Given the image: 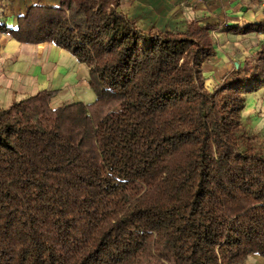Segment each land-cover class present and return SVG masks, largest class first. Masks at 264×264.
Masks as SVG:
<instances>
[{"label": "trees", "instance_id": "trees-1", "mask_svg": "<svg viewBox=\"0 0 264 264\" xmlns=\"http://www.w3.org/2000/svg\"><path fill=\"white\" fill-rule=\"evenodd\" d=\"M57 2L0 31L71 52L95 100L52 107L42 89L0 106V264L264 257V147L242 116L264 86V42L210 90L203 65L229 24L145 27L124 0Z\"/></svg>", "mask_w": 264, "mask_h": 264}, {"label": "crops", "instance_id": "crops-1", "mask_svg": "<svg viewBox=\"0 0 264 264\" xmlns=\"http://www.w3.org/2000/svg\"><path fill=\"white\" fill-rule=\"evenodd\" d=\"M57 3V0H0V23H6L10 28H15L18 26L19 17L25 15L28 7L32 5H56ZM133 11L132 8L129 14L131 16H136V14L133 15ZM197 16H206L212 22L221 21L230 25L229 28L216 31V33H218V40L220 42L224 40L223 44H225L226 41L233 40L239 36L246 37V40H251L253 43L248 48H242V44L236 42L239 44L237 47H241V49L245 50L248 54L256 51L260 44L264 42V32L262 31L254 30L237 32L230 29L234 26L244 28V26H247L250 23L264 21V0H147V27L154 25L160 28H184L188 21ZM0 39L5 41L1 49L6 50L7 53L8 50L18 53L17 49L22 47L29 49L37 48L39 49V53H42L46 47L52 49L56 48L61 51L62 54L65 53L66 55L72 56L76 63L84 66V68L87 69L88 67L85 63L79 62L71 52L53 42L46 41L37 44L19 42L13 39L10 33H4L1 31ZM243 41L244 40H242V42ZM217 46L219 47V45ZM218 47L216 48L217 51H219ZM217 63L218 61L214 60V64L216 65ZM225 67L227 66L225 65ZM0 73H3V68H0ZM84 77L86 79V71H84ZM3 78L7 81L6 76H3ZM2 82H4V80H0V106L4 108H7L12 104L14 100V92L18 91L20 93L27 92L29 94H35L42 89H47L43 87L37 90L31 88L25 90H15L16 88H13L14 90H11L6 86L8 84H1ZM92 94L93 95L90 96L89 100L82 101L85 103L93 102L95 100V94L93 91ZM56 97L57 96H54L51 99V106H62V104L59 103L60 100H57ZM246 104H248V112L246 116L254 117L252 127L254 128L255 126V130L258 132L261 130L264 131V86L255 91L247 92ZM243 117L246 118L245 116ZM260 262L264 264V257L259 254H252L249 257L247 264H260Z\"/></svg>", "mask_w": 264, "mask_h": 264}, {"label": "rangeland", "instance_id": "rangeland-1", "mask_svg": "<svg viewBox=\"0 0 264 264\" xmlns=\"http://www.w3.org/2000/svg\"><path fill=\"white\" fill-rule=\"evenodd\" d=\"M123 6L127 12H130L133 8V15L136 14L139 21H141L140 23L147 27V0H124ZM217 35L218 33L215 31L214 40L215 45H219V47L217 46L219 51H217L210 61L203 65L202 84L210 90L223 82L225 76L229 73L228 70H232L234 65H239V62L245 63L246 57L251 54L246 53L241 47H237L239 44L236 42L242 44V48H248L253 43L249 39L246 40V37L239 36L223 44L224 40L220 42ZM242 40L244 41L242 42ZM4 43L5 41L0 39V68H3V73H0V80H4L1 84H8L6 86L9 89L25 90L31 88L37 90L44 87L54 90L56 91V99L60 100L59 103L62 105L78 100H89L90 96L93 95L89 85L88 67L86 69L84 66L76 63L72 56L65 53L62 54L58 49L50 47H46L42 53H39V49L37 48L29 49L22 47L17 49L18 53L8 50V54L6 50L1 49ZM214 60L218 61L216 65L214 64ZM84 71H86V79ZM3 76L7 77V81ZM13 95L14 100H17L29 95V93L17 91ZM247 107L248 104H245L242 111V116L246 117H243L244 123L249 128V131L258 136V145L264 147V131L258 132L255 130V126L254 128L252 127L254 117L246 116L248 112ZM260 264L263 263L260 262Z\"/></svg>", "mask_w": 264, "mask_h": 264}, {"label": "water", "instance_id": "water-1", "mask_svg": "<svg viewBox=\"0 0 264 264\" xmlns=\"http://www.w3.org/2000/svg\"><path fill=\"white\" fill-rule=\"evenodd\" d=\"M238 64V63H237Z\"/></svg>", "mask_w": 264, "mask_h": 264}]
</instances>
